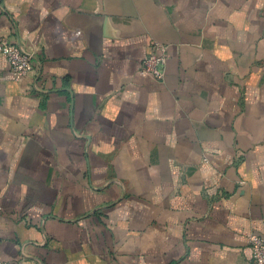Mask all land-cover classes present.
Instances as JSON below:
<instances>
[{
  "label": "crops",
  "instance_id": "obj_1",
  "mask_svg": "<svg viewBox=\"0 0 264 264\" xmlns=\"http://www.w3.org/2000/svg\"><path fill=\"white\" fill-rule=\"evenodd\" d=\"M2 38L0 259L255 264L264 0H0Z\"/></svg>",
  "mask_w": 264,
  "mask_h": 264
},
{
  "label": "built area",
  "instance_id": "obj_2",
  "mask_svg": "<svg viewBox=\"0 0 264 264\" xmlns=\"http://www.w3.org/2000/svg\"><path fill=\"white\" fill-rule=\"evenodd\" d=\"M0 51L6 56L15 80H21L31 68V55L23 51L16 42L8 38L0 39ZM167 62V47L160 43L151 45V52L141 63V72L152 74L158 79L164 75ZM252 260L255 264H264V234L252 233L249 236ZM0 264H28L23 259L2 260Z\"/></svg>",
  "mask_w": 264,
  "mask_h": 264
}]
</instances>
